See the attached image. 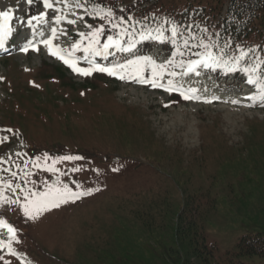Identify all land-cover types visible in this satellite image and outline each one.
<instances>
[{"label": "rangeland", "instance_id": "rangeland-1", "mask_svg": "<svg viewBox=\"0 0 264 264\" xmlns=\"http://www.w3.org/2000/svg\"><path fill=\"white\" fill-rule=\"evenodd\" d=\"M106 1L103 5L112 8L121 0ZM49 2L52 8L43 0L30 5L0 0V11L11 9L23 18L11 21L15 37L23 36L17 30L43 11L49 30L36 21L31 29L51 33L53 44L73 55L77 67L97 64L116 74L80 75L47 55L45 47L22 53L23 40L0 56V183L20 185L14 192L5 188V196L23 202L26 190L45 192L69 177L73 191L93 189L35 220L16 204H0V219L16 229L12 250L29 260L0 249V264H264V252L249 255L238 246L243 238L264 237V101L258 87L252 85L250 96L261 101L240 107L246 111L233 117L219 110L220 104L168 97L139 82L153 79L152 64L142 62L137 73L129 61L150 58L163 73L159 83L172 81L178 89L184 87L178 85L181 76L189 77V60L159 40L123 36L126 22L120 14L130 5L115 6L110 17L93 20L91 32L104 29L98 45L103 51L104 38L122 28L115 39L132 49L91 56L72 45L89 44L86 20L103 16V8L93 0ZM203 69L195 73L208 80V88L224 85L240 94L248 84L247 77L224 72L223 64ZM231 109V114L238 110ZM66 156L80 159H61ZM57 175L61 182L53 183ZM0 240H8L6 229L0 228Z\"/></svg>", "mask_w": 264, "mask_h": 264}, {"label": "trees", "instance_id": "trees-1", "mask_svg": "<svg viewBox=\"0 0 264 264\" xmlns=\"http://www.w3.org/2000/svg\"><path fill=\"white\" fill-rule=\"evenodd\" d=\"M97 1L103 4L106 0ZM124 2H113L112 8L109 9H113L116 4H130L124 9L127 14H120V20L125 21L126 25L133 21L143 24L137 30V37H142V34L149 36L146 40L150 42L157 39L162 44L167 43V47L173 48V52L186 56L196 52L204 54L206 50L203 45H208V51L229 63L234 62V57L243 51L247 55L239 62L237 70L231 73H244L240 69L259 63L260 66L254 75L264 79V0ZM131 16L136 18L132 19ZM174 27L177 32L175 37L172 35ZM110 35L117 37V34ZM160 36L162 39L157 38ZM107 37L104 38L106 41ZM240 245L245 247V254H261L264 252V237L256 235L243 238L238 246Z\"/></svg>", "mask_w": 264, "mask_h": 264}, {"label": "snow or ice", "instance_id": "snow-or-ice-1", "mask_svg": "<svg viewBox=\"0 0 264 264\" xmlns=\"http://www.w3.org/2000/svg\"><path fill=\"white\" fill-rule=\"evenodd\" d=\"M26 2L30 5L34 2V0H26ZM43 4L45 8H52V4L49 2V0H43ZM99 14V13H97ZM108 16L112 15L111 10L109 9L107 12ZM45 16L46 14L41 11L39 15H34L30 19L27 20L28 25H32L33 21H36L40 24H43L45 22ZM18 19L22 22L21 17H14L12 14V10L7 11H0V48L4 47L6 41L11 37L13 34V29L10 26V22L13 19ZM102 19L106 17H101ZM63 19L62 17H58L57 20ZM69 23H75V21H69ZM115 27V25H114ZM104 32L103 28H96L92 32L88 34L89 37V44L87 47L83 48V51L85 53L89 54H95V55H105L108 52V49L110 48H117L120 51H130L134 45L130 44L127 48L123 47L118 39H115L113 36L109 35L107 37V43L103 45V51L100 50L98 47L99 45V36L102 35ZM81 37L84 38L85 34L80 33ZM172 35L175 37L177 35L175 27L172 30ZM53 36H55V29H53ZM142 38H150L149 36H145L142 34ZM162 39V36L157 37ZM43 43L49 48V51L51 55L58 56L59 59L63 60L65 64H67L74 72L79 73L83 76L91 75L93 71L98 72H107L109 75H115L116 72L114 69L111 68H103L99 66H93L92 68H79L76 66L75 62L73 60L65 58L63 54H61L59 49L53 50L52 46V40H45ZM187 43V41H185ZM29 47H35L31 41H29L28 45L23 48V51H27ZM81 45L79 43L72 45L73 50H79ZM205 48V53L202 54V58L199 60H192L188 62L187 71L193 72L198 66H203L205 68H213V67H219L221 64L227 69L229 72H234L237 70L239 62L247 55V53L241 51L239 56L234 57V62L229 63L228 61H225L222 59V57H217L212 54L211 51H208L209 46L203 45ZM150 63L152 64V75L153 79L151 81L146 80L145 78L140 77L139 82L140 83H150L153 88L157 87H164L163 84L159 83V77L162 76V72H158L156 69V65L154 62L151 61L150 58H143V60H136V61H129V65L136 66V72L139 73L141 68V63ZM129 65H118L117 67L123 69L128 67ZM260 64L257 63L256 65H253L251 67H246L243 69H240V71L248 74L247 83L250 85H256L260 92V99L264 101V79H262L260 76H255L254 73H256L257 69L259 68ZM162 67V66H161ZM186 74V73H185ZM171 75L175 76L176 73H171ZM121 79L124 77L121 76ZM168 89L176 90L175 85H173L172 81L168 82ZM184 96V99H190L191 97L186 93H181ZM255 98V97H253ZM233 103H236V101H233ZM5 131L11 132V129H7ZM61 159L64 160H72V159H80V157H71L66 156ZM49 171H55V169H47ZM117 170V169H114ZM74 171H79V169H74ZM15 173H13V176ZM79 187V186H78ZM12 189L13 192L16 189L20 188L19 184H16L13 186V184L8 183L6 185L0 183V204H16L18 205L22 210L25 217H28L29 219L35 220L38 218L39 215H41L44 212L50 211L54 208H59L62 204H67L69 202H75V200L79 199L82 196L85 195H91L93 192V189H85L84 191L76 192L73 191L67 184H63L59 187H51L47 188L45 192H32L31 190H26L24 194V200L23 202L20 201V199L17 197L15 199L9 198L5 196L4 189ZM95 191H99V189H95ZM0 228L6 229L8 233V240H0V249H7L10 255H15V253L12 250V242L16 240V229L9 224L6 220L0 219ZM0 259H4L3 257H0Z\"/></svg>", "mask_w": 264, "mask_h": 264}, {"label": "bare ground", "instance_id": "bare-ground-1", "mask_svg": "<svg viewBox=\"0 0 264 264\" xmlns=\"http://www.w3.org/2000/svg\"><path fill=\"white\" fill-rule=\"evenodd\" d=\"M52 13V12H51ZM50 13V14H51ZM61 21V20H60ZM38 23V22H37ZM44 25L41 27V29L45 28L46 23H43ZM11 26V23H10ZM32 26L27 25V27H24L22 30H17L18 32L24 31L25 29H29L31 32H40V27L31 29ZM47 27V25H46ZM18 34V33H17ZM20 37H15L14 31L13 34L11 35L12 38L19 39L22 38L21 35ZM45 38L40 37V41L43 43ZM52 45L53 40H52ZM54 48V47H53ZM62 52V51H61ZM197 70H200L202 73L204 71L203 67L198 66L195 71L193 72H188L189 77L187 80L183 79L184 74L181 76V81H180V86H184L186 88V91H188L189 96L195 101L196 104H200L201 106H208L209 104L211 105H219V110H228L231 112V108L235 107L238 108V110H235L236 113L231 114L229 112L228 116H235L238 112L242 113L243 111H246V109H240V107L243 108H251L254 106L256 103H259L261 100H252V97L250 96L253 93V86L250 84H247L245 86H241V89L243 90L242 93H238L239 91L233 90V88H226L223 85L222 90H219L217 86L212 85V87L208 88V80H204L203 82V77L200 74H196ZM200 72V73H201ZM203 83V85H201ZM233 101H236V103H233ZM200 106V107H201ZM204 108H209V107H204ZM206 109V110H207ZM202 110V109H201ZM234 112V110H233ZM186 121V120H185ZM188 121V120H187ZM181 130V128H180ZM178 131V130H177ZM180 132V131H179ZM183 132V131H182ZM187 135H190L187 133ZM192 136V135H190ZM54 182V181H53Z\"/></svg>", "mask_w": 264, "mask_h": 264}]
</instances>
